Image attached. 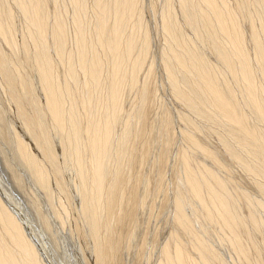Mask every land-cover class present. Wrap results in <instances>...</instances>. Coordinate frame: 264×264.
<instances>
[{"label": "bare ground", "instance_id": "bare-ground-1", "mask_svg": "<svg viewBox=\"0 0 264 264\" xmlns=\"http://www.w3.org/2000/svg\"><path fill=\"white\" fill-rule=\"evenodd\" d=\"M0 140L10 178L35 185L36 219L70 234L81 264H125L139 246L158 208L133 169L157 149L161 176L172 146V239L147 264H264V0H0ZM4 191L0 264H52Z\"/></svg>", "mask_w": 264, "mask_h": 264}, {"label": "rangeland", "instance_id": "rangeland-1", "mask_svg": "<svg viewBox=\"0 0 264 264\" xmlns=\"http://www.w3.org/2000/svg\"><path fill=\"white\" fill-rule=\"evenodd\" d=\"M151 14H153V13H151ZM151 14H150V12L148 13V19L151 22H154V19L152 18L153 15H151ZM166 91H167V93H166ZM161 98H162V101L167 106L172 107V109L175 108L174 109L175 111L179 110V109L183 110L181 105L177 101H175V99L172 97V95H171L170 91H168V89H166V90H164V92H162ZM175 103H176V105H175ZM152 115H153V113L151 114V117H152ZM152 135H154V134H152ZM154 137H156V135H154ZM211 138H209V142L217 146L216 138L215 137H213L212 139ZM0 143H2V144L4 143L3 145L5 147L0 144V149L3 148L4 155L7 157L8 154L10 155V153L11 154L13 153L12 156L8 155V158H11L12 160H14L15 151L12 147L13 144H12V146H9L11 144H8L7 142L1 141V140H0ZM175 147L172 146L171 152L170 153L167 152L168 158H167V161L162 165V168H161L162 175L161 176H159L157 174L156 168L152 169L150 166L151 160L152 159L154 160V158L156 156H158V155H156V154H158L157 149L151 150L152 153L151 152L148 153L147 160H148V162L150 161L149 163L146 162L145 163L146 165L143 164L140 166H136L133 169L134 172H137V170H138L141 173H143V175L146 174L150 177V182H151L150 183L151 184L150 185V191H149L150 194L147 193V197L145 195V201L147 204L149 203L152 206H157L158 210H157L156 216H152L155 214H151L148 209L145 210V212L147 211L146 214L143 213L142 221L140 222V225H139L138 230H137L139 232L138 234H140L138 237V240H137V243H139V246H137V247L134 246L133 248L130 249V252L126 251V253L123 257L125 264H133V263L147 264L148 260H150L148 258H150V257L151 258H157V256H158L159 249L158 248L155 249V246L153 245V244H155V241H157V243L159 242L161 244L163 242L166 243L167 241H170L172 239L171 234L173 231L172 230L173 229V225H172L173 208H172L170 202L168 201V196L173 194V192L169 189V187H170L169 185L171 183H173L174 171H175L173 169L174 168H177V169L181 168V165H179V163H178L179 162L178 158L176 157L177 153L174 154L175 153L174 151L175 150L177 151V148H175ZM217 147H219V146H217ZM11 149H13L12 152H11ZM153 153L156 156L153 157L150 155V154L154 155ZM173 155H175L174 156L175 158L172 157ZM198 155H200V156L198 157ZM151 157H152V159H151ZM169 159H171V160H169ZM197 159L199 160L200 163H204L205 165H208V166L211 165V167H212V164H210L211 161L208 160L207 158H205V156H203V154H201V153L199 154V152L196 153V160ZM174 161H175V164H173ZM223 162L226 165L227 169H229L230 172H232V174L234 173L233 176H234L235 180H237L242 187H246V188L251 187L249 184V180H248L249 177L244 173V171H241L242 169L235 162H233L231 160V158L223 156ZM15 164L17 165L18 163L15 162ZM148 166H150V167H148ZM140 167H141V169H140ZM145 167L147 168L146 170H145ZM146 171H149L152 174L150 175L149 172H146ZM219 173H221V175L224 174V176H225V173H223L222 171H219ZM155 176H156V178H155ZM10 177L12 178L11 173L6 166L4 157L1 154V150H0V188L5 189L7 191V193H6V191H4L6 194H8V192L11 193L10 195L9 194L8 195H9V197H11L12 205H15L16 207H18L17 209L19 210V212L21 211L20 212L21 214L23 212L22 215H23L24 219L26 218L25 220L28 222L30 228L33 230L32 233L34 235V238L36 240L38 239L37 242H38L39 246L43 245L42 247L46 248V254L48 255L51 263L52 264H81L82 262H80L81 261L80 260V252H79V248L77 246L76 241H74L75 239H73V238L71 239L70 234L68 235V233H66V232L62 233L61 231H58L57 230L58 228L56 226H54L55 227L54 230H57V233L59 232L62 234L58 233L59 235L57 234L58 236L56 235L55 239H53L47 232L44 231L40 221H38L39 219L37 218V215L35 214L34 210H31L33 208H31L32 206H31V202H30V196L32 195L33 191L35 190V185L30 182L31 180H29L28 177L26 176L27 177V178L25 177L26 178V180H25L26 181V183H25L26 187H23V189H21L14 183L13 179H11ZM159 179H160V181H158ZM24 190H26V191L24 192ZM151 217H153V218H151ZM41 229H43V230H41ZM155 232H157L158 235L155 238H153V235ZM35 234H36V236H35ZM150 236H151V238H149ZM62 237H63V239H62ZM147 238L150 240H148ZM54 240H56V241H54ZM142 244H143V247L141 248L140 245H142ZM125 259H126V261H125Z\"/></svg>", "mask_w": 264, "mask_h": 264}]
</instances>
